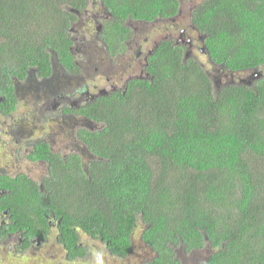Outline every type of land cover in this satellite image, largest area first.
<instances>
[{
  "label": "trees",
  "instance_id": "obj_1",
  "mask_svg": "<svg viewBox=\"0 0 264 264\" xmlns=\"http://www.w3.org/2000/svg\"><path fill=\"white\" fill-rule=\"evenodd\" d=\"M186 1L196 0H100L107 18L99 41L88 33L83 42L97 76L123 73H111L97 58L113 64L128 51L129 21L172 19ZM197 1L188 19L209 64L262 76L251 86L235 82L216 90L201 64L185 58L184 46L162 39L142 68L148 78L106 89L79 111L63 109L97 125L77 134L93 159L83 166L70 157V172L58 171L44 193L10 183L0 212L9 208L17 226L39 238L48 234L45 217L52 214L60 220L58 243L72 259L83 254L80 231L106 245L110 257L125 259L140 224L153 257L148 264H180L177 248L188 254L205 245L212 252L202 264H264V0ZM87 4L0 0L1 107H15L29 76L51 75L56 66L49 53L66 73H77L73 26L89 19L88 28H95Z\"/></svg>",
  "mask_w": 264,
  "mask_h": 264
},
{
  "label": "flooded vegetation",
  "instance_id": "obj_2",
  "mask_svg": "<svg viewBox=\"0 0 264 264\" xmlns=\"http://www.w3.org/2000/svg\"><path fill=\"white\" fill-rule=\"evenodd\" d=\"M93 2L89 1L87 4L85 13L88 15L89 10L96 8L95 5H92ZM97 9L100 10L98 7ZM100 13H104V11L100 10ZM81 16L84 17L83 14ZM90 16L93 17L92 21L94 24L106 19L103 14L99 17V13L97 15L90 14ZM86 21H89V19ZM141 23L147 24L145 22ZM93 33L91 36H95L94 40L98 42V35H94ZM132 33L133 35L129 41L137 39L134 37V31ZM85 39L86 37L79 38L78 34L72 33L73 44H76L77 41L81 44L80 49L75 48L74 52H70L71 56L74 57L73 63L77 67V73H66L61 65L58 64L54 54L49 53L51 65L56 67L51 68V75L45 81L43 80L44 78H37L36 75L29 76L27 81L29 80L30 84L20 85V90L16 93L15 107L11 110L1 107V104L5 105V102L3 97H0L1 198L9 197L11 194V190L9 189L10 183H18L19 180L24 185H34L40 192L44 193L43 189H45V185L53 181L58 171L64 169L70 172L68 168V162L71 161L70 157L75 156L83 166L93 159V156L86 151L84 144L79 140L77 134L81 130H84V128L89 132H94L97 129V125L90 121H88V125L83 115H65L63 112L65 108L70 109L72 112L79 111L88 102L93 101L106 91V89L98 86L97 82L101 80L99 77L95 76L93 79L87 78L89 72H91V67L96 62L91 58V55L83 52V42H86ZM162 39L171 40L169 36ZM162 39L155 44L151 43V45L148 43L149 40L147 38L140 42L135 52V59L143 62L140 63L142 67L138 71V73H141L138 75H128L120 89H124L127 81L132 78H148L146 75L143 76L142 68L146 64V57L151 55ZM127 44L128 46L130 45L129 42ZM187 44V48L190 51H192V47L195 48L190 41ZM89 59H91V63L88 62ZM99 59L97 58V62ZM100 61L101 63H105L104 59ZM108 63L112 66L111 60H108ZM137 64L139 65V62ZM208 65L216 68L212 64ZM223 79L226 80L227 76L223 75ZM104 81L107 82V79L105 78ZM213 82L216 89L223 85H217L215 81ZM92 83H95V85ZM225 84H235V80H230ZM108 89L112 91L118 90L114 85H111ZM21 102L29 104L30 111L20 114L17 108ZM38 145H45L47 149L38 150ZM85 158L87 159L86 164L84 163ZM45 221L48 227L47 235L40 238L36 235L33 236V234L28 235L27 229H20L15 219L9 215V208H4L0 212V249H3L6 254L11 253L15 256H24L29 251H33V249L40 250L48 240L52 239L55 243L54 245L58 246L64 253V258L67 261L73 262L85 259L87 256V247L80 242L79 235L83 234L92 241L100 242L80 231L78 233L77 246L83 250V254L77 255L75 259L69 258L70 252L65 249L63 244L58 243V239L61 236V231L59 230L60 220H56L52 214H49L45 217ZM53 231L55 232L54 234L52 233ZM25 242L27 246H24ZM143 245L146 246L145 244ZM103 246L106 249V245Z\"/></svg>",
  "mask_w": 264,
  "mask_h": 264
},
{
  "label": "rangeland",
  "instance_id": "obj_3",
  "mask_svg": "<svg viewBox=\"0 0 264 264\" xmlns=\"http://www.w3.org/2000/svg\"><path fill=\"white\" fill-rule=\"evenodd\" d=\"M93 2L92 5H95L96 8L89 10V18H93L90 14L97 15L99 13V17L102 14L99 12L98 8L100 7V0H88V2ZM196 1L190 2H181L179 13L176 17L168 20H155L154 23H137L129 21L127 26L133 32L134 39L129 41L128 51L121 54V57L118 58L117 62L111 64L112 66L108 67L109 63H101L100 59L97 64L101 67L107 66L108 70L113 73V70L120 71L122 70V74H118L115 79H107V82L104 81L106 76L108 75L103 73L102 80L97 82L98 86L107 89L110 88L111 85H114L115 88L120 89L122 87V83L125 81L126 77L129 74L138 75V71L142 67L140 66L139 59H135V52L138 48L140 42L142 40H149L148 43H157L160 39L169 36L172 41H175L176 44H180L185 47V52H187V57H194L204 68V70L208 73V76L215 81L216 84L221 85L228 83L230 80H235L237 83L240 79L250 78L251 75L247 74H235L230 76L228 72L222 70V68H212L208 64L207 58L203 53L199 51V47L201 46L200 37L192 30L189 24V12L191 8L196 4ZM101 10H103L101 8ZM104 16V15H103ZM105 17V16H104ZM87 19L80 20L77 24L73 26L74 31L79 35V38H84L88 33H95L94 27L89 29L87 24L90 22L86 21ZM89 36H86V39H89ZM187 41H190L195 48L192 47V51H190L187 47ZM88 44V43H87ZM196 44V45H195ZM78 45V41L76 45L72 46V51H75L76 46ZM89 45V44H88ZM80 49L79 47H77ZM130 48V49H129ZM85 53H90L87 50V47H83ZM101 57V54L98 58ZM91 59L88 60L90 62ZM139 62V65L137 64ZM100 63V64H99ZM98 67L91 69L87 78L93 79L97 76ZM130 70V71H128ZM264 71V70H263ZM104 72V71H103ZM223 75L227 76V79H223ZM98 77V76H97ZM219 81V82H218ZM249 82H251L249 80ZM20 114H25L27 111H30L29 104L22 103L19 104L17 108ZM89 125V124H88ZM56 126V125H55ZM87 159L85 158L84 163L86 164ZM42 170V168H41ZM141 225L139 224L132 234V246L128 256L125 259H118L117 257H110L108 255L107 250L104 246L98 241H92L87 236L81 234L79 235L80 242L87 247V256L85 259H81L79 261H67L64 258V253L61 249L54 245V241L52 239L48 240L45 245L40 250L29 251L28 254L24 256H15L13 254H6L3 249H0V264H148L152 258L151 251L142 244L140 241V233H141ZM55 233L54 231L52 232ZM52 234V235H53ZM78 244V243H77ZM8 250V249H7ZM211 249L208 245L204 246L202 250L184 253L182 249L179 247L175 250L176 259L180 262V264H202L208 255L210 254Z\"/></svg>",
  "mask_w": 264,
  "mask_h": 264
},
{
  "label": "water",
  "instance_id": "obj_4",
  "mask_svg": "<svg viewBox=\"0 0 264 264\" xmlns=\"http://www.w3.org/2000/svg\"><path fill=\"white\" fill-rule=\"evenodd\" d=\"M100 30H101V25L97 26L96 33L98 34L100 32ZM187 42H189V41H187ZM200 52L201 53H204L206 55V53L204 52V48L203 47L200 49ZM186 57H187V55H186V52H185V58ZM261 76H262V73L260 71H258V70H255L251 74L250 78H247V80H245L244 83L247 84L248 86H251L252 82L255 81V80H257V79H259ZM249 80L251 82H249Z\"/></svg>",
  "mask_w": 264,
  "mask_h": 264
},
{
  "label": "clouds",
  "instance_id": "obj_5",
  "mask_svg": "<svg viewBox=\"0 0 264 264\" xmlns=\"http://www.w3.org/2000/svg\"><path fill=\"white\" fill-rule=\"evenodd\" d=\"M81 15H82V14H81ZM81 15L77 13V16H78V17H79V16H80V17H83V16H81ZM103 15L105 16V18H107V15H105V12L103 13ZM103 20H104V19H103ZM99 25H101V22H100V23H97V24H94V26H95V28H94V29H95V33H96L97 26H99ZM101 28H102V25H101ZM100 31H101V30H100ZM96 34H97V33H96ZM98 34H99V33H98ZM98 34H97V35H98ZM200 49H201V48H199V51H200ZM203 54H204V53H203ZM208 62H209V61H208Z\"/></svg>",
  "mask_w": 264,
  "mask_h": 264
},
{
  "label": "bare ground",
  "instance_id": "obj_6",
  "mask_svg": "<svg viewBox=\"0 0 264 264\" xmlns=\"http://www.w3.org/2000/svg\"><path fill=\"white\" fill-rule=\"evenodd\" d=\"M222 70H224V69H222ZM225 72H226V70H225ZM228 74L231 75L232 73H229V72H228ZM245 80H247V79H243V80L240 79L238 83H243V84H245V83H244ZM216 90H217V89H216ZM100 94H101V93H100Z\"/></svg>",
  "mask_w": 264,
  "mask_h": 264
}]
</instances>
